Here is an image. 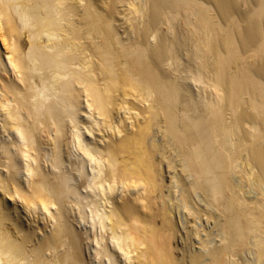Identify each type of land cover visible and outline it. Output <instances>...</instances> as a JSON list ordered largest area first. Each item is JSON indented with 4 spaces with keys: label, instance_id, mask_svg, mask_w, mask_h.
Listing matches in <instances>:
<instances>
[{
    "label": "bare ground",
    "instance_id": "obj_1",
    "mask_svg": "<svg viewBox=\"0 0 264 264\" xmlns=\"http://www.w3.org/2000/svg\"><path fill=\"white\" fill-rule=\"evenodd\" d=\"M0 40V264H264V0H0Z\"/></svg>",
    "mask_w": 264,
    "mask_h": 264
},
{
    "label": "rangeland",
    "instance_id": "obj_2",
    "mask_svg": "<svg viewBox=\"0 0 264 264\" xmlns=\"http://www.w3.org/2000/svg\"><path fill=\"white\" fill-rule=\"evenodd\" d=\"M0 47L3 49V46H2V43H1V40H0ZM9 202L12 203V200L9 199ZM19 206L21 207L22 205L19 203ZM22 208V207H21ZM27 211L23 210V213L28 216L30 219L33 218L32 216H30L28 213H26ZM39 213H42V212H39ZM41 221V220H40Z\"/></svg>",
    "mask_w": 264,
    "mask_h": 264
}]
</instances>
